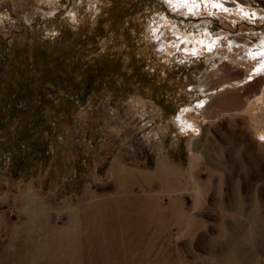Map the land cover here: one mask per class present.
<instances>
[{"label": "rangeland", "instance_id": "obj_1", "mask_svg": "<svg viewBox=\"0 0 264 264\" xmlns=\"http://www.w3.org/2000/svg\"><path fill=\"white\" fill-rule=\"evenodd\" d=\"M190 1L0 0V264H264V0Z\"/></svg>", "mask_w": 264, "mask_h": 264}, {"label": "bare ground", "instance_id": "obj_2", "mask_svg": "<svg viewBox=\"0 0 264 264\" xmlns=\"http://www.w3.org/2000/svg\"><path fill=\"white\" fill-rule=\"evenodd\" d=\"M204 1H207V0H204ZM166 2H167L169 7H171L172 9H174L176 11H180L181 13H184V14L185 13H190L191 11H193V9L197 8V6H198L196 3H193L190 0H166ZM211 3H212V5H216L217 6L219 4H223V0H212ZM183 37L180 36L179 39H182ZM199 41L200 40L198 39V42ZM216 42H218L217 36L216 35L211 36L210 34L207 35V39L204 41L206 47H208L209 49H211L212 46H214L216 44ZM261 43L256 45L254 49L252 48L253 50L248 48V49H250V52H248L249 53L248 54V58L258 57L257 61H259V63H258L257 68L255 70L256 73H259V71H261L263 69V67H264V46H263L264 44H261ZM191 49L193 50L195 48L193 47ZM261 78L262 77H258L257 79L260 80ZM202 103H204V102H201L198 105L200 106ZM258 145L262 149H264V142H259Z\"/></svg>", "mask_w": 264, "mask_h": 264}, {"label": "trees", "instance_id": "obj_3", "mask_svg": "<svg viewBox=\"0 0 264 264\" xmlns=\"http://www.w3.org/2000/svg\"><path fill=\"white\" fill-rule=\"evenodd\" d=\"M176 112V111H175ZM3 127V125H0V129ZM38 130H46L47 126L46 125H40ZM36 129V130H37ZM18 135V131L14 127H10L5 133H0V169L10 171L12 174H16V170L11 169L12 165V159L10 157V152L14 146V143L16 142V137ZM30 145L34 144L33 140L28 141ZM32 146H29V149ZM31 151V149H30ZM30 157L35 155L33 151H31Z\"/></svg>", "mask_w": 264, "mask_h": 264}, {"label": "water", "instance_id": "obj_4", "mask_svg": "<svg viewBox=\"0 0 264 264\" xmlns=\"http://www.w3.org/2000/svg\"><path fill=\"white\" fill-rule=\"evenodd\" d=\"M176 37H177V36H176ZM179 109H181V107H180Z\"/></svg>", "mask_w": 264, "mask_h": 264}]
</instances>
